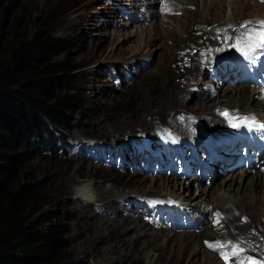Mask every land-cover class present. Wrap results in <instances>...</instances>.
Listing matches in <instances>:
<instances>
[{"label":"rangeland","instance_id":"rangeland-1","mask_svg":"<svg viewBox=\"0 0 264 264\" xmlns=\"http://www.w3.org/2000/svg\"><path fill=\"white\" fill-rule=\"evenodd\" d=\"M4 1L6 8L0 12V29L6 32L16 27L19 32L31 34L40 28L53 37L68 40L71 48L66 56L69 55L73 60L72 75L80 86L85 87L84 103L81 109L73 115L74 122L78 126L71 130L67 136L69 142L67 151L63 154L52 153L46 154L44 157H33L27 162L25 168V171L38 180L42 186L41 210L59 207L65 211L68 228L66 238L69 243L64 254L67 257L65 261L78 262L79 264H205L203 259L207 260L210 257L212 264H225L221 261V257L218 260L211 253L210 255L205 253L206 256L202 258L204 250L201 247V255H195L192 258L198 259L197 261L193 262L189 257L186 259L182 252L183 240L179 237V233L190 232L198 235L200 232L179 229L178 226L183 225L172 223L168 217H164L166 212L161 211L163 209L181 210L179 206L185 209L189 208L191 204H187L179 197L189 194L197 200L199 197L196 196V193L200 188H205L209 192L205 197L203 196L204 201L200 202L199 199V202L204 207L203 214L206 217L203 219L205 221L209 219L211 225L208 227L207 236L227 234L224 226L215 224L218 216L214 214L213 209L210 211V207L212 208L218 202L217 195L210 193L209 188L217 184L221 176H217L209 183L199 179L197 184L190 187L189 184L193 182L190 180L193 179L188 180L189 174H185L190 171V167L183 163L184 159H189L188 150L174 158L156 143L159 141L154 140L162 138L155 137L156 130L162 127L165 129V126L171 124L172 117L170 115L172 113L177 112L175 115L197 117L198 114L205 113L202 108L197 107L203 102L206 104L211 101L216 103L218 97L223 98L224 102L228 101L231 93L226 94L229 96L221 97L222 89L225 90L228 84L227 79H223V82L219 83L220 79L213 80L209 77L208 71L201 77L199 83H192L188 90L185 89V100L180 102V106L170 103L171 100L166 96L171 89L177 88L178 83H186L185 78L189 75L183 71L191 67L192 62L188 57L183 61L173 60V57L170 59L171 54L165 53V46L175 47V43L176 45L192 46L187 51L190 55L195 54L198 47H201L205 54L207 48L211 49L213 43L221 44L220 36L213 33L207 45L197 46L207 38L200 36L202 32L198 30L194 34L196 35L195 41L184 42L185 35L189 32L182 31L178 25L179 21H184L185 16L177 11L170 15L166 14L169 16V18L165 17L168 20H162L156 16V13V15L153 14L157 12L156 4L147 3L146 5L144 0H114L116 2L111 0ZM245 1V3L239 2L236 9L232 2H225L222 6L215 2L207 11H204L207 4L199 2L198 6L196 5L198 12L192 19H204L208 25L212 18L231 21L235 24L233 26L229 24L227 27L237 28L234 34L238 38L237 42L242 40L247 43L240 32L242 23H239L245 20L249 21L252 17L263 18L264 6L259 11L255 9L256 4H264L260 3L263 0ZM152 2H158V0ZM192 5L187 4L185 7L192 9ZM127 16L130 17V20L127 19ZM157 22L164 23L163 29L156 26ZM212 24L216 26L217 21ZM253 29H257V27H253ZM167 33L170 38H166ZM189 43L191 44L189 45ZM238 45V50H240L242 46ZM222 47H227L230 50L231 45L223 44ZM172 50H176V48ZM178 53L182 55L179 49ZM56 59L63 60L64 56L59 55ZM172 61L174 63L171 65ZM214 61L215 66L224 68L225 62L228 60L219 57ZM235 65L238 64L236 62L233 65L227 64L225 73L231 66L233 69ZM183 68L184 70L181 71ZM167 71L170 73L168 74ZM211 80L214 83H219L216 84L218 93H211L209 90V81ZM242 85L240 84V87H243ZM219 87L221 88L220 92ZM246 89L248 88L246 87ZM246 89L243 88L242 92L247 93ZM235 91L238 92L239 89H235ZM253 98L258 100L256 95ZM158 105H162V107L156 108ZM260 106L261 104L252 103L250 109L257 112L254 109H262L264 104L261 108ZM215 113L217 117H212V119L218 123L217 119H220V116L224 118L223 112L220 113L219 109H215ZM212 119L207 116L200 121L208 122ZM178 121L177 125L185 129L190 128V124H185L184 117L179 118ZM223 130V133L227 131V129ZM159 131L162 130L159 129ZM192 132V135L195 136L196 131ZM206 132L211 134L209 130ZM165 133L163 132V135ZM181 133L179 135H183ZM139 150L144 151L145 156L138 159ZM164 164H178L180 168L176 169L177 172L171 171L170 176L160 173L156 175L153 168L156 171ZM193 167L199 170L196 164ZM237 173H228L227 176ZM253 175L249 174L247 180ZM198 177L200 175L195 174L194 180ZM165 179L170 180V183H180L181 188L176 189L177 193L171 192L172 187L167 190L158 186V183ZM85 183L91 184L93 195H99L101 190H107L108 193L104 196L105 198L95 196L98 203H87L83 197L79 198L78 195ZM231 187H235V185ZM221 189L222 187L220 191ZM239 191L240 188L237 189V193ZM126 192L128 195L133 192V198H136L134 203H131V208L129 199L126 196L121 198ZM153 194L158 196L146 198ZM238 194L240 195L241 191ZM164 195L169 197V202L174 201L172 204L177 206L158 204ZM120 199L122 200L120 201ZM263 205L264 203L262 207H264ZM147 206H150L148 212L144 210ZM120 207H122L123 213H118ZM192 209L194 211L195 208ZM132 211H136V213ZM259 211L260 209H258V213ZM126 212L127 214H125ZM128 212L132 214L130 215ZM123 215H130L134 218L139 215V219H136L144 227L136 228L134 225V228L124 232L121 238L134 239L132 235H137L136 242L143 246L142 251L135 252L133 249L124 248L121 240L111 242L114 232H108L107 229L103 230L104 236L100 237V241L90 246V241L87 239L96 238V234H98L97 230L91 226H96L95 224L100 222V218L113 221L123 218ZM173 215L178 216L176 213ZM145 217H151L153 220L147 221ZM181 218L184 219V215H181ZM261 218L258 219L257 215L254 223L264 229V219L261 220ZM143 223L152 224L154 228ZM157 226L162 227L160 230L166 231L164 233L156 232ZM243 226L244 224L240 225V227ZM231 230L235 231V229ZM260 236H263L262 241L260 240V243L263 244L264 231L260 233ZM195 240L196 243L200 241L199 238H195ZM206 240L202 239L205 245L207 244ZM133 243L135 244V242ZM244 251L247 253H243L242 259L246 258L249 253L261 256L256 248L254 251L244 248ZM229 264H238V262L229 261Z\"/></svg>","mask_w":264,"mask_h":264},{"label":"bare ground","instance_id":"bare-ground-1","mask_svg":"<svg viewBox=\"0 0 264 264\" xmlns=\"http://www.w3.org/2000/svg\"><path fill=\"white\" fill-rule=\"evenodd\" d=\"M111 1L116 2L114 0H111ZM152 1L153 0H146V1L144 0V3L146 5L147 3L156 4L155 10L157 9V12H154L153 14L154 15L157 14L156 16L158 18H161L162 20L163 19L168 20L165 18V17L169 18V16H166V14L170 15L172 12L175 13L177 11H179L180 14H183L185 16V19H183L184 21L182 22L179 21V25H178L182 28V31L187 30L189 32V34L185 35L184 42H187L188 40L195 41L196 35L194 34L198 30L202 32L200 36H206L207 38L201 41V45H199L198 43L197 46L207 45L210 42L209 38L213 33H217L220 36L221 44L213 43L211 45V49L207 48V51L205 54L201 50V47H198V50L195 54L190 55L189 53H187V51H189L190 50L189 48L190 47L192 48V46L189 47L184 44L176 45V43H175V47L174 46L167 47V45L165 46V49H166L165 53L171 54L170 59H172L173 57V60L177 59L179 61H183L184 59H186V57H188L191 59V62H192L191 67L185 70L183 68L181 70V71L184 70L183 73H187L189 75L188 77L185 78V80H187L186 83L185 84L178 83L179 87L176 86L177 88L171 89L166 94L167 98L171 100L170 103H174L173 105L175 106H180V102H183L185 100V96H184L186 95L185 89L187 88L188 90V88L190 87L192 83H199L201 80V77L203 75H206L205 74L206 71H208L209 76L213 72H216V74L222 75L223 74L222 72L225 73L227 64L233 65L235 62L238 64L239 59L245 56L244 52H242L241 50H238V47L235 45L240 44V47H241V45H244L246 42L240 40V42L238 43L237 42L238 38L235 37L234 35L235 32L237 31V28L231 29L227 27L229 24H232L233 26L235 23L228 21V20L220 21V20H216L212 18L210 24L208 25L207 22L204 21V19H198V18L192 19L198 12L196 8L198 6V3L203 2L207 4L204 10V11H207L212 6V4L215 2L219 3L221 6L225 2H232L234 9H236L239 2L245 3L246 1L245 0H158V2H152ZM187 4H191V5L193 4L192 5L193 8L187 9V7H185V5ZM256 5L257 7L255 10L257 11L261 10L262 9L261 7L264 6L261 4H256ZM256 18L257 17L255 18L252 17V19L249 20L253 22L252 24L246 25V22H248L247 20L245 21L241 20L242 22L239 23V24L242 23V25H246L245 27H240V32L242 36L245 37L246 40H247V34L251 30H253V27H257L256 30H259L260 26L256 24L255 22L264 20V17L258 18V19ZM127 19L130 20V17L127 16ZM215 21H217L216 26L212 24ZM163 24H164L163 22H159V23L157 22L156 26L159 27V29H163L162 27ZM198 27H201V29H198ZM166 38H170L168 33L166 35ZM200 38L202 39V37ZM190 44L191 43H189V45ZM223 44L231 45L230 50H228L227 47L223 48L222 47ZM166 47L169 48L170 50H168ZM173 48H176V50H172ZM178 49L181 51L182 55L178 53ZM219 57H224L226 60H228L225 62L224 68L222 66L220 67L215 66L216 63L214 59H218ZM173 63L174 62L172 61L171 65ZM207 65H210V66L208 67ZM236 67L237 65H235L233 69H235ZM169 73L170 71L168 72V74ZM218 79L223 81V79L220 77ZM209 82H210L209 90H211V93H214V92L218 93V87H216V84H219V83L218 82L214 83L213 80ZM242 86L243 87H240V85L238 87H232V85L228 83L227 86L225 87L226 89L225 90L222 89V92H221V97L229 96L226 94L231 93L229 98L228 99L226 98L228 101L224 102L223 98L221 99L220 97H218V102L216 103L213 101H211L209 104H206L205 102H203L201 105L197 107H199V109L202 108L205 113L198 114L197 117L193 115H190V116L175 115L177 112L172 113L170 115L172 117L171 124H169V126H165V129L163 127L158 128V130H156L157 132L156 136L154 135L155 137L159 136L162 138L154 139V140L159 141L162 147L164 145L166 148H168L167 151L174 157H176V154L178 153V151L184 152L186 148H192L196 152L199 153L202 150V148L205 146V148L202 150V153H203L204 158L208 162L207 163L208 166H209V163H212V169H213L212 178H214L217 175H221L224 169L218 167L215 161H210L207 159L206 157L207 149L206 148L210 147V149L213 150V151L210 150L211 153L212 152L216 153L217 152L216 150L220 149L221 145H229L231 143H235L236 138H235V131L232 127H229L230 123L226 117L223 118L220 116L219 117L220 119H217L218 123H216V121L212 119V117H217L215 113V109L217 110L219 109L220 113L227 111L228 116L235 117L239 114L249 112L251 110L250 107L252 106V103L261 104V106L262 104H264L263 103L264 100H261L262 101L261 102L253 98V96L257 94V92L253 89V87H247L248 89H246L247 85H242ZM243 88L246 89L247 93L242 92ZM235 89H239V91L236 92ZM220 91H221V88L219 87V92ZM210 99L212 100V98ZM161 107L162 105H158L156 108L160 109ZM210 108H211V111H209ZM171 109H175V108H171ZM254 110H256L257 112H253V113L260 119L264 120V107L262 109H254ZM207 116H210V119H212V121H208V122L200 121L201 119H205ZM181 117H184L185 124H190L189 129H185L182 126L177 125L179 122L178 120ZM159 129L166 133L163 135V132L159 131ZM223 129H227V131L224 132V136H218L217 133H223L224 131ZM206 130H209L211 134L207 132L205 133ZM192 131H196L195 136L192 135L193 134ZM180 132H182L181 134L183 135H179ZM145 137L150 138L149 136H145ZM165 147H163L164 150H166ZM142 156H145V154H143ZM188 163L190 164V166L192 165L190 171L192 170V167L194 164H196L199 167V169L205 170V168L199 162L193 160L192 158L189 159ZM175 167H176L175 164L173 165V167H168V168L166 166H163V168L159 170L158 174L159 173L167 174L168 176H170L169 173L173 171ZM253 174L254 175L250 176V179L247 180L248 179L247 177L249 175L247 172L239 171L237 174L235 175L229 174V176H227L228 173H226L224 176L220 178V180L217 181V184H214L212 187L209 188L210 193L217 195L216 200L218 204L215 203V205H213L212 208L210 207V211L213 209L215 215L219 213L218 220H217L218 223L217 221H215V224L224 226L226 228L225 230L227 234H224L221 236L220 235H216V236L210 235L211 237L210 236L208 237L207 236L208 231H209L208 227L211 226L209 224V219L205 221V219L199 218V216L197 215L195 211H190L189 209L185 210L182 207H181V210H176V209L170 210V211L166 209L161 210V211L166 212L164 217H168L172 223H175V221L172 220V217H173L172 214L174 213L178 214V216H175L177 220H180V215L184 214L186 216H190L191 218H193L194 221L197 222V226L199 227L198 230H195L192 228V225H191L192 221L190 222V224L187 226L186 229L188 231L195 230L197 233L200 232L198 235H194L193 233H190V232L179 233V237L183 240V247H182L183 251L182 252L185 254L186 259H188L189 257L190 260H192L193 262L197 261L198 259H192V258L195 255L197 256L201 255V251H200V247H201V249L204 250L202 251L204 252V254L201 255L202 258L206 256L205 253H208L209 255L211 253L215 257H217L218 260H219V257H221V261L225 262V264H229V261H234V260L238 263H241L243 253H247L246 251H244V248L245 249L247 248L248 250H253V251H254V248H256L261 253V256H257L258 254L254 255L248 252L249 254L247 255V257L255 258L256 260H258V262L264 261V243L263 244L260 243V240L262 241V237H263V236H260V233H262L264 229L258 224L254 223V220H256L257 215H258V219L260 217H262L261 220L264 219V207H262V204L264 203V173L261 171H258V172L256 171ZM198 178L202 179L203 181L204 180L207 181L206 174H201L200 177ZM198 178L196 179V181L199 182L200 180ZM170 182H171L170 180L165 179L161 183H158V186L161 188L163 187L164 189H167V190H169V187H172V189H170L171 192L177 193L176 189L181 188L180 183L179 182L170 183ZM192 184L193 182H191L189 186L191 187ZM233 185H235L236 188L231 187ZM221 187L222 189L220 191ZM92 188L93 187H91L90 183L83 184L82 188L80 189L78 193L79 198L83 197V199H85L87 203L91 202L92 204L93 203L95 204V203H98L96 202L95 196H98V198L100 196L104 197L106 193H108L107 190H101L99 195H93L94 193L91 192ZM238 188H240V191H241L240 195L238 194L240 191L237 193ZM207 192H209V190H206L205 188H200L198 190V192L196 193V196L199 197L200 202L204 201L205 199L204 197L205 195H207ZM125 196L127 199H129V207H130L131 203H134L136 198L135 199L133 198V192L129 193V195L126 192V194H123L121 198L123 199V197ZM156 196L158 195L153 194V195H148L146 198H154ZM179 196H183V195H179ZM189 196H190L189 194H186L184 197H179V198L186 201L187 204H191V207H189L190 209L195 208L199 210L200 212H203L204 207L201 206L202 203L200 204L199 199L195 200V198H192L191 196L190 198ZM122 199H120V201ZM169 201H170L169 197L164 195V198L158 201V204H169ZM149 207L150 206L145 207L144 210L148 212ZM121 208L122 207H120L118 213H123V209ZM258 209H260L259 213H258ZM235 210H236V213H235ZM132 212L136 213V211H132ZM125 214H127V212ZM130 215H127V216L123 215L122 216L123 218L116 219L113 221L109 219L100 218L99 220L100 222H98V224L96 223L95 224L96 226H91L97 230L98 234H96V238L91 237L87 239L90 241V246H93L96 242L100 241V237L102 238L104 236L102 233L103 230L107 229L108 232H111V233L114 232V237L111 239L112 240L111 242H117L121 240L123 242L124 248H128L129 250L133 249L135 250V252L142 251L143 246L139 244L138 242H136L137 235H132L134 239H131L128 237L121 238V235H123L124 232H127L128 230L133 229L134 225H136V228L144 227L137 220L139 219V215H136L137 219L134 217H131ZM145 218L147 219V221L153 220L151 217H148V218L145 217ZM239 220L240 222L241 221L243 222H241L240 224V222H238ZM143 224L148 225L151 228H154V225L152 224H148V223H143ZM177 224L183 225L181 222H178ZM243 224L245 227L244 226L240 227V225H243ZM156 228H157L155 229L156 232L164 233L166 231V230H160L162 229V227L160 228L159 226H157ZM231 229H235V231H232ZM195 238H199L200 241L196 243ZM203 238L207 239L206 245L203 244V241H202ZM133 242H135V244ZM216 242H219L220 244L227 246L229 248V253H231L233 246H238L239 248L243 249V251L240 252L236 256L230 255L229 259L225 261V259L222 258L221 253H218L216 251L217 249H221V248L216 247ZM209 245H212V247H210ZM113 251H115V248H113ZM229 253H225V254H229ZM209 259L207 260L203 259V262L205 264H212V260L211 259L209 260Z\"/></svg>","mask_w":264,"mask_h":264},{"label":"trees","instance_id":"trees-1","mask_svg":"<svg viewBox=\"0 0 264 264\" xmlns=\"http://www.w3.org/2000/svg\"><path fill=\"white\" fill-rule=\"evenodd\" d=\"M70 48L40 28L0 29V264H79L65 261L64 209L41 210L42 186L25 171L33 157L65 153L78 126L85 87L72 75Z\"/></svg>","mask_w":264,"mask_h":264},{"label":"snow or ice","instance_id":"snow-or-ice-1","mask_svg":"<svg viewBox=\"0 0 264 264\" xmlns=\"http://www.w3.org/2000/svg\"><path fill=\"white\" fill-rule=\"evenodd\" d=\"M252 23H253L252 21H248L246 22V25L252 24ZM255 23L260 26L259 30H256V29L251 30L247 34V43H245L244 46L240 49L242 52H244L245 55H248V53L252 52L253 49L255 48L264 46V20L256 21ZM246 25H241V27H245ZM235 46L239 47V45H235ZM223 115L228 117L227 111L223 112ZM229 119L230 121L232 120V118H229ZM241 124L247 125L249 128L259 126L257 125L254 117L237 118L236 122H231L230 126L233 128H236V127H239ZM260 127H264V126H260ZM216 215L219 216V213H217ZM209 246L212 247V245H209ZM216 247L222 248L224 247V245L220 244L219 242H216ZM242 251L243 249L239 248L238 246H233L231 253L229 254L221 253V255H222V258L225 259V261H227L230 255L236 256ZM241 264H244V262L242 261ZM247 264H264V261L258 262L254 260L253 258L249 257L247 260Z\"/></svg>","mask_w":264,"mask_h":264}]
</instances>
